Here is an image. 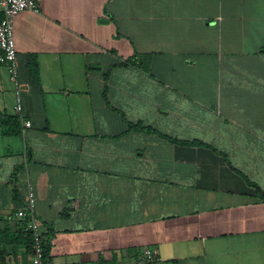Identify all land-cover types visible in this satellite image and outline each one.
<instances>
[{"label": "crops", "instance_id": "crops-1", "mask_svg": "<svg viewBox=\"0 0 264 264\" xmlns=\"http://www.w3.org/2000/svg\"><path fill=\"white\" fill-rule=\"evenodd\" d=\"M14 36L0 264L31 262V187L47 264H264V0H42Z\"/></svg>", "mask_w": 264, "mask_h": 264}, {"label": "built area", "instance_id": "built-area-1", "mask_svg": "<svg viewBox=\"0 0 264 264\" xmlns=\"http://www.w3.org/2000/svg\"><path fill=\"white\" fill-rule=\"evenodd\" d=\"M42 0H0V65H6L10 79L15 85V111L24 127H31L32 123L25 120L23 114L20 67L17 58L14 24L16 17L24 10L40 11ZM36 195L31 187L28 191L26 206L9 213L6 220L21 226L24 231L32 234L30 264H47L44 247V237L40 228V221L36 215ZM161 257L151 249L144 248L140 254L141 262L160 261Z\"/></svg>", "mask_w": 264, "mask_h": 264}, {"label": "trees", "instance_id": "trees-1", "mask_svg": "<svg viewBox=\"0 0 264 264\" xmlns=\"http://www.w3.org/2000/svg\"><path fill=\"white\" fill-rule=\"evenodd\" d=\"M31 67V70L33 71V73L37 76L38 75V71H39V65H38V62H37V59H34V61L32 62V65H30ZM20 74H21V71H20ZM8 120H11V121H14V122H11V123H15L14 125H19V119L18 117H15V118H8ZM129 129L130 130H135V129H140V130H144L145 127H142V126H138V125H135L133 123H130L129 124ZM170 140L172 141H175L173 139L170 138ZM195 143V142H193ZM255 188H256V191L257 193L260 195L261 199L264 200V191L259 187L257 186L256 184L254 183H251ZM7 232V229H5V231H0V240H4L5 238H1V235H4V233ZM28 235H27V238L30 242V245L32 244V234L27 232ZM21 236V235H20ZM6 240V239H5ZM44 247H45V240H44ZM45 256H46V260H47V250H46V247H45Z\"/></svg>", "mask_w": 264, "mask_h": 264}]
</instances>
